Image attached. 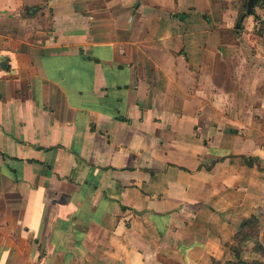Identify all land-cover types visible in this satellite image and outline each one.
<instances>
[{"label": "crops", "instance_id": "crops-1", "mask_svg": "<svg viewBox=\"0 0 264 264\" xmlns=\"http://www.w3.org/2000/svg\"><path fill=\"white\" fill-rule=\"evenodd\" d=\"M244 1L0 0V264H223L264 212Z\"/></svg>", "mask_w": 264, "mask_h": 264}, {"label": "rangeland", "instance_id": "rangeland-1", "mask_svg": "<svg viewBox=\"0 0 264 264\" xmlns=\"http://www.w3.org/2000/svg\"><path fill=\"white\" fill-rule=\"evenodd\" d=\"M242 13H246L244 3ZM250 217L239 223L236 232L225 244L223 264H264V249L258 248V244L264 247V212L253 216L256 222L251 226L241 229L242 222Z\"/></svg>", "mask_w": 264, "mask_h": 264}, {"label": "trees", "instance_id": "trees-1", "mask_svg": "<svg viewBox=\"0 0 264 264\" xmlns=\"http://www.w3.org/2000/svg\"><path fill=\"white\" fill-rule=\"evenodd\" d=\"M258 3V1H255L254 2V4H257ZM246 4H247V0H245L244 1V6H246ZM34 9L33 8H29L28 9V11H27V13L28 14H26L27 16H31V13H30V11H33ZM252 11H253V9H252ZM251 11V15H252V12ZM32 14H33V12H32ZM254 222H256V219H255V217H253V216H251L249 219H246V220H244L243 222H242V224H241V229H244V228H247V227H249V226H251ZM258 248L259 249H264V247L263 246H261L260 244H258ZM239 255V254H238ZM238 255H237V257H238ZM242 264H246V263H242Z\"/></svg>", "mask_w": 264, "mask_h": 264}, {"label": "water", "instance_id": "water-1", "mask_svg": "<svg viewBox=\"0 0 264 264\" xmlns=\"http://www.w3.org/2000/svg\"><path fill=\"white\" fill-rule=\"evenodd\" d=\"M257 1V0H247V6H246V13L247 14H250L251 11H252V6L254 4V2ZM263 1V0H261ZM239 27V24H236V28Z\"/></svg>", "mask_w": 264, "mask_h": 264}]
</instances>
